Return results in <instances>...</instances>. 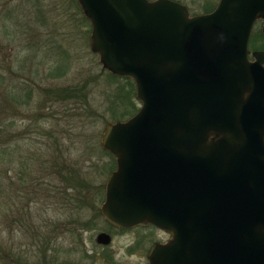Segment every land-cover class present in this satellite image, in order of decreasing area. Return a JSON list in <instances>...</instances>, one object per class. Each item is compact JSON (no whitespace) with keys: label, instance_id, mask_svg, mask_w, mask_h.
Returning a JSON list of instances; mask_svg holds the SVG:
<instances>
[{"label":"water","instance_id":"water-1","mask_svg":"<svg viewBox=\"0 0 264 264\" xmlns=\"http://www.w3.org/2000/svg\"><path fill=\"white\" fill-rule=\"evenodd\" d=\"M77 2L91 52L140 103L101 135L115 159L101 216L167 233L149 264H264V51L248 49L264 0L198 15L173 0Z\"/></svg>","mask_w":264,"mask_h":264},{"label":"rangeland","instance_id":"rangeland-1","mask_svg":"<svg viewBox=\"0 0 264 264\" xmlns=\"http://www.w3.org/2000/svg\"><path fill=\"white\" fill-rule=\"evenodd\" d=\"M177 1L195 14L214 2ZM260 28L255 24L250 39L258 38ZM90 29L73 0H0V119L8 118L4 125L12 136L11 163L0 172V264L72 261L77 250L103 248L96 235L111 232L94 211L102 203L99 192L109 160L100 139L105 123L113 120L116 90H129L91 52ZM20 82L19 93L29 91L31 97L22 96L27 103L14 108L6 97ZM69 86L84 91L82 97L49 100L44 91ZM133 99L140 107L135 94ZM57 172L86 174L82 189L88 194H76ZM80 196L95 201L94 207L76 208L73 198ZM112 233L114 242L106 249L119 259L127 239ZM50 253L54 256L44 257Z\"/></svg>","mask_w":264,"mask_h":264},{"label":"trees","instance_id":"trees-1","mask_svg":"<svg viewBox=\"0 0 264 264\" xmlns=\"http://www.w3.org/2000/svg\"><path fill=\"white\" fill-rule=\"evenodd\" d=\"M74 3L77 6V9L80 11V13L83 15L80 6L77 3V0H73ZM177 1V0H176ZM215 0L213 3H209V5H204L202 6V13H210L211 11L214 10L215 8ZM191 15H197L195 13H191ZM83 19L85 20V22L88 23V26H90L89 21L83 16ZM89 32V31H88ZM249 48L250 49H264V36L262 35L261 31H259L258 33V38L255 37V39H250L249 42ZM109 76L113 79H115L116 81L119 79H123L120 77H116L111 75L110 73H108ZM126 82V85L128 87L129 92H125V94L120 93L119 90H116L115 92V96H114V100L111 102V113H112V121L111 122H115L116 120H120V121H124L130 117H132L139 109V107L135 106V101H134V94H135V87L134 84L131 80L128 79H124ZM25 82V81H24ZM28 84V83H27ZM24 85L22 82H20V84L18 86H15L13 88L12 93L6 97L7 100H9L10 105L13 104L12 107L16 108L17 106H23V104L27 103V100L30 99L31 97V93L28 92H24V94H20L19 90L21 88V86ZM45 94H47V97L49 98V100H59V101H64V100H69L74 102L73 100H77L80 97H82V93L84 91H80L78 88H73L71 86L68 87L67 90H44ZM114 93V92H113ZM126 95V96H125ZM25 97V99H27L26 101L23 100V97ZM86 96V95H85ZM66 101V102H69ZM8 119L7 117L5 118V116H2V118L0 119V172H5V166L7 164L11 163V153H10V149H9V143H11L12 141V136L9 133L8 129L9 127H6L4 125V121ZM109 123L106 122L105 125ZM102 150V148H101ZM103 153L105 155H107L109 157V160L107 162H105L104 164H107V168L105 173L108 175L109 172H111L112 170H114L115 168V159L112 155H110L108 152H105L104 150H102ZM95 167H98L96 165V163L94 164ZM56 171V169H55ZM24 172H25V168H24ZM61 177L62 180L66 181L67 186H72L75 187L76 189L74 190V192H76V194H88L87 190L88 189H82V186H85L87 188V184H88V179L89 177L86 176V174H81L80 172H57ZM100 197H99V201L98 202H103V198H104V190L102 188V191L99 192ZM102 196V197H101ZM73 201L76 204V208L81 209V206H85L86 208L90 206L94 207L95 205V201H91V200H87L85 199V197H81L80 198H73ZM72 201V200H71ZM95 215L99 218L101 217L100 213H99V208L97 207L95 210ZM87 229V228H85ZM20 259V258H19ZM19 263V261H18ZM16 263V264H18ZM31 264V263H28Z\"/></svg>","mask_w":264,"mask_h":264},{"label":"flooded vegetation","instance_id":"flooded-vegetation-1","mask_svg":"<svg viewBox=\"0 0 264 264\" xmlns=\"http://www.w3.org/2000/svg\"><path fill=\"white\" fill-rule=\"evenodd\" d=\"M173 1H176V0H173ZM218 1L219 0H217L216 5ZM200 14H204V13H200ZM257 23H260L261 28H262L263 21H257L255 24ZM261 28H260V31H261ZM249 51H250L249 60L253 61L254 58L252 57V53L254 51H264V49H250L249 48ZM103 190L105 191V185H103ZM104 223H105V226L111 230V232L101 231L97 233L96 238H95L96 244L103 248L93 250V251H89L87 249L77 250L76 251L77 258L72 261H59V262L56 261L55 262L54 258L50 260L42 258V259H39L37 263L39 264H149L148 254H149L150 249L156 244H159V245L166 244L170 239V236L167 233L151 225L149 226L138 225V226H135L129 229H122V228L113 227L112 225L107 223L105 220H104ZM112 231L114 233L117 232L119 235L127 239V243L125 244L126 254H124L125 255L124 257H121L119 259L117 258V254L114 253L111 249H108V250L106 249L109 245L112 244V242H114V235ZM101 233L108 235L109 243L107 245L99 244L97 242V237ZM50 254L51 255L47 254L44 257L54 256L52 253ZM125 257L135 258L137 261L135 263H131L129 262V260L125 259ZM31 264H36V263L34 262Z\"/></svg>","mask_w":264,"mask_h":264}]
</instances>
